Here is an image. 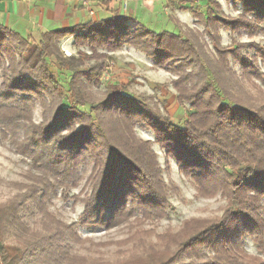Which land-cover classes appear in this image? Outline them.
<instances>
[{
    "label": "trees",
    "instance_id": "1",
    "mask_svg": "<svg viewBox=\"0 0 264 264\" xmlns=\"http://www.w3.org/2000/svg\"><path fill=\"white\" fill-rule=\"evenodd\" d=\"M243 3L248 12H254V18L264 20V0ZM116 20L106 21L112 29L91 27L87 22L45 31L38 42L0 26V45L14 40L19 64L24 67L9 79L11 90L53 96L50 104L43 99L39 123L26 119V154L37 176L21 185L25 191L20 204L10 199L0 202V264H22L24 250H30L29 259L35 262L42 258L54 264H264L243 249V238L255 236L264 256L260 215L264 199V73L254 65L259 59L264 61V51L254 50L250 59L239 49L217 48L214 56L203 59L207 66L203 69L197 67L196 50L188 37L167 30L155 32L137 23V29L129 30ZM236 23H230L234 24L231 27ZM85 27L89 28L84 36L115 46L129 37L155 65L173 72L177 103L189 107L184 123L177 125L125 95L118 84L107 85L97 97L89 93L90 78H99L101 65L89 67L86 72L90 75L84 73L78 68L82 59L63 57L56 44L59 36L80 34ZM51 57L60 71L71 73L64 92L49 69L47 59ZM228 57L239 65L238 73L229 67ZM172 62L179 65L172 69ZM138 123L149 125L155 142L194 181L197 193L224 196L220 216L184 219L177 229L162 233L144 229L145 221H159L174 208L168 201L172 188L163 179L151 142L136 134ZM52 180L62 189L78 188L84 180L74 196L82 202V212L75 223L63 227L70 229L72 240L81 242L75 227L128 229L127 236L117 242L120 246L114 257L80 254L62 243L64 234L49 225L51 221L62 223L44 208ZM27 203L45 220L39 230L31 231L20 220L19 211ZM44 216L52 220L46 221ZM9 232L17 244L7 243Z\"/></svg>",
    "mask_w": 264,
    "mask_h": 264
},
{
    "label": "rangeland",
    "instance_id": "2",
    "mask_svg": "<svg viewBox=\"0 0 264 264\" xmlns=\"http://www.w3.org/2000/svg\"><path fill=\"white\" fill-rule=\"evenodd\" d=\"M188 5L191 6V9H181L177 0H166L165 4L160 6L161 12L156 19L157 24L153 31L167 30L188 37L196 50L197 67L203 69L207 67L203 63V59L206 60L209 56H214L217 48L225 50L236 48L250 59L254 50L264 51V20L254 18V12H248L245 9L243 0H193ZM83 9L86 11L84 14L88 16V10L84 7ZM124 13L126 14V11ZM97 17L95 21H91V27L112 29V27H108L110 23H106L107 19L98 20L101 17L100 15ZM206 18L207 21H205ZM116 19V21L119 20V24L129 30L137 29L138 25L146 28V25L149 24L146 18L131 19L122 15ZM216 21L219 23L217 26L214 24ZM82 22H85V19ZM230 23H236L235 28H232L231 26L234 24ZM88 28L82 29L83 32L80 31V34L61 35L56 40V44L63 57L74 56L82 59L83 64L78 68L84 73L90 75L91 73L86 72L89 67L101 65L99 78L97 80L94 77L90 78L93 82L88 85L89 93L97 97L103 93L107 85H121L125 89V95L141 101L148 108L169 118L173 123L182 125L187 118L189 107L187 104L179 105L177 103V93L171 84L176 75L162 66L155 65L151 58L131 44L129 37H126L120 46H115V44L101 41L102 39L97 37L90 39L88 36H84V30ZM35 30L39 31L36 25ZM28 38L36 42L40 40V37L33 39L29 36ZM2 49H6V53L0 52V202L10 199L20 204L25 191L21 185L30 184V179L37 176L32 161L26 154L28 142L24 132L29 125L26 119L30 117L33 123H39L43 119L41 106L43 99L50 104L53 96L39 91L34 93L28 90H11L9 79L24 67L19 64L17 57L19 48L14 40H5L0 45V51ZM227 61L229 67L238 73L240 67L233 58L228 57ZM47 62L50 71L63 86L62 91L64 92L71 73L60 71L52 57L48 58ZM169 65L173 69L179 63L172 62ZM254 65L259 68L261 73H264V61L259 59ZM94 72H92L93 76ZM84 81L81 80L82 83ZM45 115H49L47 107ZM135 131L139 138L151 142L163 179L167 186L172 188L168 193V201L174 208L173 211L168 210V216L159 221H145L144 229H153L156 233H162L167 228L177 229L184 219L212 218L222 214L226 202L220 192L213 196L197 193L194 181L184 176L179 171L174 159L166 157L164 150L155 142L154 132L149 128V125L138 123L135 125ZM50 182L51 192L44 203V208L47 213L53 216V219L62 223L59 225L51 221L49 224L59 233L64 234L62 243L69 244L72 250L80 254H103L105 257H114L120 246L117 242L127 236L128 229L119 226L109 230L96 228L92 231L75 227L81 242L72 240L70 229H63V227L75 223L82 212L83 204L74 196H77L84 180L80 182V187L73 189H69V187L62 189L53 180ZM262 205L260 215L264 221V199ZM19 217L31 231L39 230L41 222L45 221L30 203L25 204L19 211ZM44 218L46 221L52 220L46 216ZM243 239L244 251L252 257L264 260L255 236L247 235ZM7 243H18L10 232ZM29 253L30 250H24L22 264H54L43 262L42 258L40 262H35L29 259Z\"/></svg>",
    "mask_w": 264,
    "mask_h": 264
},
{
    "label": "crops",
    "instance_id": "3",
    "mask_svg": "<svg viewBox=\"0 0 264 264\" xmlns=\"http://www.w3.org/2000/svg\"><path fill=\"white\" fill-rule=\"evenodd\" d=\"M165 1L155 0L150 5L128 1L127 8L123 9L121 0H90L89 5L93 14L87 11V16L84 14L86 11L76 0H1L0 26L16 32L23 38L30 36L35 39L41 37V33L45 31L67 29L93 22L98 15L101 17L98 20L116 19L124 15L131 19L146 18L149 22L146 28L153 30L161 12L160 6L164 5ZM192 1L182 4L177 0L181 9H188L184 7H189L188 4ZM83 19L85 22H82ZM35 25L39 29L37 32Z\"/></svg>",
    "mask_w": 264,
    "mask_h": 264
},
{
    "label": "built area",
    "instance_id": "4",
    "mask_svg": "<svg viewBox=\"0 0 264 264\" xmlns=\"http://www.w3.org/2000/svg\"><path fill=\"white\" fill-rule=\"evenodd\" d=\"M23 1H29V0H23ZM76 1L80 4V6L86 8L90 14H93V10L89 5L90 0H76ZM128 1L141 2L143 4L150 5L155 0H121V5L123 9L127 8Z\"/></svg>",
    "mask_w": 264,
    "mask_h": 264
}]
</instances>
